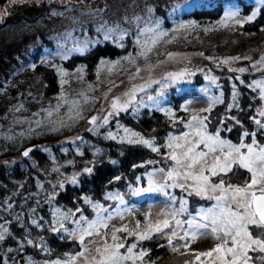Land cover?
<instances>
[{"label":"trees","instance_id":"trees-1","mask_svg":"<svg viewBox=\"0 0 264 264\" xmlns=\"http://www.w3.org/2000/svg\"><path fill=\"white\" fill-rule=\"evenodd\" d=\"M194 2L197 0H182L181 3L179 0H0V29L22 21L26 12H39L33 20L26 19L32 22L42 17L44 11L54 8H100L94 21H84L80 29L74 30L72 34L78 40L88 38L99 43H91L82 54L71 52L66 59L56 57V62L64 66H85L87 81L96 84L94 74L99 62L103 59L117 60L137 50L135 38L150 16L164 19L163 27L168 31L179 21L194 20L196 27L183 29L174 41L158 46L152 59L165 58L172 53H203L200 56L206 59L207 65L213 67L212 73L217 77L221 88H214L215 94L223 100L222 103L213 105L211 112H198L199 115L208 117V132L214 133L216 129H220L221 138L234 144L240 142L244 131L257 132L258 143L264 144V133L258 130L253 119L264 122L257 111L261 109L263 100L259 89L254 91L248 87L253 80H264V70H257L264 69V65L253 67L264 56V17L258 16L254 21L243 25L229 23L228 27L217 23L229 3H237L243 17L251 14L259 0H223L224 8L213 10L211 7H194L185 11L183 6ZM176 4H180L181 8L171 19H166ZM22 9L24 11L19 13ZM149 9L152 10L151 13ZM102 25L113 28L118 26L119 31L127 33L119 42L123 47L115 39H103V32L100 31ZM205 28L210 30L205 32ZM67 39L64 35L58 36L53 32H39L31 37L25 36L16 48H8L0 54V85L14 80L18 70L28 68L31 73L25 82L29 89L19 90L16 83L8 86V92L0 98V109L8 107L10 96L18 97L33 108V111L37 107L50 106L57 100L60 93L57 75L40 59L49 51L58 52L61 46L65 49L73 48L67 44ZM233 57L241 59L234 61L231 59ZM225 59L229 60L228 64L222 63ZM241 67L247 71L240 73L229 70ZM237 76L244 81L243 84L235 79ZM209 82L202 75L191 83L194 86L191 90L189 86L178 85L169 89L173 93L167 104L175 111V124L164 112L152 108H140L138 113H133L132 109L122 112L96 133L83 131L82 125L71 119L62 121L68 126H61V122L31 123L23 127L21 132L17 131L12 135L5 134L0 123V224L10 233L4 241H0V264H40L45 259L65 260L68 255L82 251L83 246L67 232H53L51 229L58 227L54 223L56 209L63 213H75L70 216L73 221L79 220L81 215L88 221L92 219L96 212L93 205L85 203V197L90 198L94 204L98 202L107 205L111 202V199L105 198L109 193H120L128 204L134 205L133 211L138 218L150 211L149 197L140 199L131 195L130 187H147L149 172L171 164V161L164 159L168 149L161 147L160 154H157L144 145L108 139L107 133L118 129L119 124L122 126L120 128L140 133L146 139H154L156 146H162L169 133L179 135L187 130L180 121L187 122L192 114L185 112L182 107ZM233 84L236 85L237 93L235 102ZM229 104L234 105L230 110ZM236 120L240 123L237 124ZM229 128L231 131L227 130ZM72 137L75 138L71 140ZM77 137L82 140L76 139ZM244 142L250 143L251 137L244 138ZM30 147L34 148L29 156H23V150ZM148 161L155 163L150 164ZM134 165L143 166L133 167ZM85 167H92V174H82L78 177V183H71L69 178L76 173H83ZM234 171L235 175L229 173L224 177L233 184H242L249 177L244 169L237 171L234 166ZM117 176L121 179L116 180ZM137 177L140 178L139 182ZM212 179L218 182L219 177ZM61 183L63 187H60ZM198 204L209 207L212 203L206 205L203 200L198 199L192 209L197 210ZM33 219L41 226L32 224ZM72 225V222L66 224L67 228ZM99 238L105 240L104 237L97 236L86 241L87 246L93 244L89 241H97ZM29 239L33 241L32 244L27 243ZM126 241H135V237L127 235ZM139 247L148 252L144 258L147 264L150 261L162 264L166 258L167 261L177 253L159 235L140 241L138 249Z\"/></svg>","mask_w":264,"mask_h":264},{"label":"snow or ice","instance_id":"snow-or-ice-1","mask_svg":"<svg viewBox=\"0 0 264 264\" xmlns=\"http://www.w3.org/2000/svg\"><path fill=\"white\" fill-rule=\"evenodd\" d=\"M194 7H211L213 10H217L218 8H224V4L223 0H197V2L184 5L185 11ZM180 8V4L174 5L167 14L166 19H171ZM149 12L151 13L152 10L149 9ZM258 16L264 17V0H259V4L251 11V14L243 17L236 5L228 6L222 11L217 23L223 27H228L229 22L243 25L254 21ZM164 22V19L151 16L145 21V27L140 29L137 34L136 43L141 48L139 55L146 56L147 52L151 51L150 45H155L158 40L169 34L168 30L163 27ZM196 26V21L194 20L188 22L179 21L175 30ZM209 30L208 28L204 29L205 32ZM100 31L103 32L105 41L115 39L118 43L127 35V33L119 31L118 26L113 28L102 25ZM141 36L145 37L143 42L140 40ZM90 43H99V41H76L71 49H65L61 46V52L58 54L65 59L71 52H80L82 54ZM119 46L123 47V44L119 43ZM200 55H203V53H200ZM171 57L172 54H169V58ZM126 59L132 58L128 57ZM231 59L235 61L241 58L233 57ZM244 59L250 60L251 57H244ZM101 63L107 62L101 61ZM222 63L228 64L229 60L225 59ZM257 65H264V56H261L260 60L253 64V67L255 68ZM229 70L240 73L247 71L243 67ZM59 71L62 77L67 75L62 69ZM77 71L82 72L83 68ZM138 71L139 69H137ZM193 75H195L194 72L185 68L178 72H168L146 85L133 87L130 91L124 93L125 99L115 97L111 101V110L108 111L107 115L103 117L92 116L88 123L93 127L89 128L88 131L98 132L99 128L109 123L111 117L119 115L122 111H128L130 107L133 113H138L140 108L164 111L175 124V113L173 110L162 107L165 91L170 85L186 81L187 77ZM205 79L210 80L214 84L217 78L206 75ZM235 79L239 80L241 84L244 83L239 76L235 77ZM61 82L64 83L65 81L62 80ZM152 83L159 85L155 95L146 92V89L150 88ZM232 87L233 101L235 102L237 97L236 85L233 84ZM248 87L253 88L254 91L259 89L260 98L264 100V80H253ZM137 92H144L145 96L137 99ZM64 102L71 103L73 107L79 108L78 101L69 102L65 100ZM86 102L87 98L85 99ZM222 102L221 97H211L209 107L201 111L211 112L213 105ZM233 106V104H229L228 109H232ZM183 110L188 111V106L185 105ZM257 111L260 117H264V108ZM69 118L76 120L83 117L77 111L75 116L70 115ZM232 119L235 120L236 118L232 117ZM253 119L258 126V130L264 133V122L260 119ZM98 121L101 122L98 123ZM206 121H208L207 116H201L198 113L192 114L187 122L180 121L189 131L182 132L179 135L169 133L165 143L159 147L156 146L154 139H146L140 133L124 128L123 132L125 135L119 137L121 143L144 145L157 154H160L161 147L168 149L164 159L165 161H171V164L167 165V167L158 168L155 172H149L147 187H130L131 195L133 196H140L145 193L161 194L166 198L165 209L158 213L159 218L155 221L149 219L150 212L145 213V223L142 224L141 221L137 220L134 229H130L127 225L119 228L112 227L110 232L112 242L109 243L105 239L103 247L96 248V254L88 257L85 255L86 252H89L86 237H93L94 235L107 237L109 233H101V229L109 228V221L112 220L113 213L109 212L107 208H104L98 202L94 204L90 198L85 197V203L93 205L98 210L97 217L88 221L86 217L81 215L79 220L75 221L77 228L69 233V235L79 241V244L83 246V250L74 255L66 254L68 255L67 259L63 261L57 259L51 261L50 264H76L78 257L83 258V264H129V262L130 264H138V262L139 264H144V258L148 255V252L142 247L137 250L138 244L140 241L152 239L157 234L167 237L168 244L172 246L174 252H178L181 247L188 248L190 242L196 241L200 237L212 236L217 241L207 251L189 253L192 259L185 260L184 264H264V144L258 143L257 132L249 133L248 131H244L240 142L234 144L230 140L221 138L220 129H216L214 133H209ZM236 123L239 124L240 121L236 120ZM61 126L68 125L65 122H61ZM117 127L120 128L122 126L118 124ZM227 130L231 131L230 128ZM246 137H251L250 143L244 142ZM106 138L117 140L118 135L109 131ZM76 139L82 140L81 137ZM245 149L246 151H243ZM31 151L32 149L24 151L23 156L28 157ZM96 151L100 152V149ZM80 154L82 155L83 153ZM111 162L113 164L116 163V161ZM148 163L155 162L148 161ZM142 166L134 165L133 167ZM234 166L237 171L244 169L249 174L248 179L242 184H233L224 178L229 173L236 174ZM92 172V167H85L83 173H76L69 180L71 183L76 184L80 175H91ZM155 174L162 176V183L154 178ZM213 177H219L218 182H214ZM115 179L119 180L121 177L117 176ZM139 180L140 178L137 177V182ZM60 187H63V183L60 184ZM177 188L189 197L196 196L215 201V203L211 207L200 208L196 215L193 216L188 211V200L183 197L178 199L176 195L168 191L169 189ZM105 198L118 200L120 204L125 203L124 197L120 193H109ZM77 211H80V209H77ZM33 212H35V209H33ZM55 213L57 214V219L54 223L58 224L59 227H52L51 231L59 232L63 230L64 232H69L62 221L67 220L75 213H61L59 209H56ZM102 213H108V215L104 216ZM115 214L123 219L122 213L116 212ZM183 215H187L188 219L179 218ZM81 221H84L86 226H83ZM32 224L36 227L41 226L35 219L32 220ZM118 233H127L128 236L135 237L136 242H132L126 247L125 241L127 237L121 239ZM6 235H10L8 229L0 224V241H4ZM174 239L184 243H174ZM89 242L94 243L95 241ZM27 243L32 244L33 241L29 239ZM121 249H124V251L122 252ZM149 264H155V262L150 261Z\"/></svg>","mask_w":264,"mask_h":264},{"label":"rangeland","instance_id":"rangeland-1","mask_svg":"<svg viewBox=\"0 0 264 264\" xmlns=\"http://www.w3.org/2000/svg\"><path fill=\"white\" fill-rule=\"evenodd\" d=\"M181 2L182 0H179V3ZM231 5H236V7L239 8L237 3L231 2L229 3L228 6ZM21 11L24 10L23 9L20 10L19 13ZM99 11L100 8H93V7H78V8H64V9L54 8L44 11L42 17L32 22H29V20L26 19L31 18V20H33L39 12H26V13L24 12L25 16L23 17L22 21L7 25L0 29V54L8 48L11 49L16 48L21 43L22 39L25 36L31 37L33 34L39 32H42L44 34H48V32L49 33L53 32L55 34H58V36L64 35L65 37L68 38L67 44L70 45V47H73L76 41H80V42H83L85 40L91 41L88 38H82L78 40L76 37H73L72 34L74 30L76 31L80 29L84 21L90 23L94 21L98 16L96 14ZM229 23H233V22H229ZM175 29H176V25L173 28L169 29L168 31L169 34L167 36L162 37L160 40L157 41L155 45H150L151 51L147 52L146 56L139 55L141 48L137 44L138 49L132 53H129L126 56L120 57L117 60H109V59L101 60L107 63L102 64L101 61L99 62V65L96 70L97 75L94 74L95 79L97 81L96 84L87 81L85 66L82 65L64 66L60 63L58 64L56 62V57H61V55L58 54L61 52V49H59L58 52L56 53L49 51L48 53H46L41 57L40 61L49 68L53 69L57 75L58 82L60 85L59 86L60 93L57 96V100L54 101V103H52L50 106L37 107L34 109L35 111H33L32 110L33 108H30L24 101H21L18 97L10 96L8 107H6V109L4 108V110L0 109V123H1V127H3V132L7 135H12L17 131L21 132L23 130V127L30 125L31 123H37V122L60 123L63 120L70 119L69 118L70 115L75 116L77 111L81 113V116L83 118L76 119L75 120L76 123L82 125L83 131L88 130L89 128L93 127L88 123L91 117L92 116L103 117L104 115H107L108 111L111 110L110 107L111 101L115 97H120L121 99H125L124 93L130 91L133 87H139L151 83L152 80L159 79L161 76L165 75L168 72H178L187 68L189 71L194 72L195 75L187 77L186 81H182L179 84L170 85L169 88H167L165 91V97L162 102V107L172 109L173 107L167 104V100L173 93V91L169 90L171 87H175L177 85L184 87L189 86V90H191V87L192 89L194 87L191 85V83L194 82V80L197 79V77H200L202 75L214 76L212 73L213 67L207 65L205 63L206 59L200 55H195L190 53H172L171 58H169V56H166L165 58H160L157 60L152 59L153 55L156 54L158 46H160L161 44L166 45V43H170L171 41H174L176 38H178L181 35L180 33L183 29H180L178 31ZM144 39L145 37L143 36L140 37L141 42H143ZM135 40L137 41V37L135 38ZM92 41H96V40H92ZM128 57H131L132 59H126ZM117 61L119 63H115ZM80 68H83L82 72L77 71ZM61 69L67 73L66 76L63 77L61 76V73L59 71ZM137 69H139L138 72ZM30 76L31 73L29 72L28 68L18 70L14 75V80L4 82L2 83V85H0V98L6 95V91L8 92V86L10 84L16 83L19 90L29 89V87L25 82ZM62 80L65 82L62 83L61 82ZM158 88L159 85L152 83L151 87L146 89V92L155 95L156 90ZM214 88L221 90L217 79L214 84L210 81L209 84L207 83V85L201 91H197V96L189 99L183 105L182 109L184 108L185 105H187L188 111L185 112L189 114L198 113L202 109H207L209 107L211 97H219L218 94L217 95L215 94ZM205 89H207V91H205ZM136 96L137 99H139L140 97L145 96V93L137 92ZM86 98H87V102L85 103ZM65 100L69 102L78 101L79 108L73 107L71 103H65L64 102ZM261 108H264V100ZM129 109L132 108L130 107ZM173 112L175 113L174 110ZM119 115H115L111 117L109 119V123L111 122V120L116 119ZM259 118L264 119V117H260V116ZM99 122L101 121H98V123ZM107 125H104L103 127L99 128V130L105 128ZM187 131L189 130L187 129L185 132ZM112 132L118 135V139L120 136L125 135V133L123 132V128L115 129ZM74 138L75 137H72L71 140ZM30 148H34V147H30ZM154 178L160 181L161 183L163 182V178L159 174H155ZM168 191L171 194L176 195L178 199L181 197L187 199L188 211L193 216L196 215V212L200 208H208V207H201V205L198 204L196 206L197 210H195V208L193 210L192 206L196 204L198 199L201 201L203 200V203H205L206 205L212 203L209 207H211L215 203V201L202 199L196 196L189 197L187 196L186 193L182 192L178 188L169 189ZM137 197H139L140 199L149 197V200L151 202V210L144 212L142 215L143 217L141 218H138L135 211H133L134 205L128 204V202L125 199H124L125 201L124 204H120L118 200L116 201L113 199H111V202H109L107 205L100 204L104 208H107L109 212L113 213V218L111 221H109V228L101 229V233L104 232L109 233L107 237H104L105 239L107 238L109 243L112 242L110 238V232L112 227L119 228L123 225H127L130 229H134L137 220L141 221L142 224L145 223V213L150 212L151 215L149 219L155 221L157 218H159L158 213H160L166 207V203H165L166 198L161 194L145 193ZM190 199H191V204H190ZM94 210L96 214L89 221L94 220L97 217L98 210L95 208ZM116 212L122 213L123 219H121L119 215H116L115 214ZM102 214L104 216L108 215V213H102ZM179 218L188 219V216L183 215ZM56 219H57V215L55 220ZM62 222L64 224V227L66 228H67L66 224H68L69 222L73 223L71 228H67L69 230V232H67L68 234L72 230L77 228L75 221H73L71 217H69L67 220H63ZM81 224L83 226H86V223L84 222ZM118 235L121 237V239L127 237V233L126 236L124 235V233H118ZM159 236L165 242H167L166 236H162V235ZM95 237L97 236L94 235L93 237H86V241ZM71 238L73 240H77L74 239L72 236ZM99 239L100 240L95 241L92 245L87 246L89 252L85 253L86 256L90 257L91 255H95L96 254L95 249L103 247L104 239L103 238H99ZM132 242H136V241H129L128 243L127 241H125V246L127 247V245ZM216 242L217 241L212 236L200 237L196 241L190 242L188 248L181 247L175 255L172 254L173 257H170L167 261L166 258L162 264H184L185 260H189V258H192L191 255H189V253L207 251L211 249ZM174 243L182 244L184 242L182 241L180 242L174 239ZM121 251L123 252L124 249H121ZM51 261L54 260L45 259L40 264H46V262L50 264ZM76 264H83V258L78 257ZM144 264H147L145 259H144Z\"/></svg>","mask_w":264,"mask_h":264},{"label":"water","instance_id":"water-1","mask_svg":"<svg viewBox=\"0 0 264 264\" xmlns=\"http://www.w3.org/2000/svg\"><path fill=\"white\" fill-rule=\"evenodd\" d=\"M28 149H33V148H27V149H25L24 151H26V150H28Z\"/></svg>","mask_w":264,"mask_h":264}]
</instances>
